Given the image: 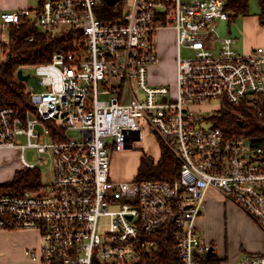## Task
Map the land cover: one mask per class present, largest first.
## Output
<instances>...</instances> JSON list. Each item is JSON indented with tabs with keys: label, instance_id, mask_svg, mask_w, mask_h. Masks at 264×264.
<instances>
[{
	"label": "built area",
	"instance_id": "obj_1",
	"mask_svg": "<svg viewBox=\"0 0 264 264\" xmlns=\"http://www.w3.org/2000/svg\"><path fill=\"white\" fill-rule=\"evenodd\" d=\"M126 1L115 24L98 19L97 0H44L3 16L5 28L26 20L84 39L35 67L42 90L27 85L32 108L23 116L0 108V149L19 150L23 170L53 166L50 185L0 190V231L40 238L24 252L29 264H153L161 251L150 236L168 226L180 264H198L215 251L195 226L212 189L264 232V146L227 136L210 119L225 102L264 104V49L240 53L236 38L218 35V23L235 16L227 0ZM167 27L177 36L176 98L149 83V66L160 63L155 36ZM146 130L181 163L176 182L112 179L109 142L135 149ZM238 264H264V254Z\"/></svg>",
	"mask_w": 264,
	"mask_h": 264
},
{
	"label": "trees",
	"instance_id": "obj_2",
	"mask_svg": "<svg viewBox=\"0 0 264 264\" xmlns=\"http://www.w3.org/2000/svg\"><path fill=\"white\" fill-rule=\"evenodd\" d=\"M44 1V0H43ZM43 3V2H41ZM250 0H227V9L237 16L250 15ZM264 21V0H258ZM124 4L109 6L104 0L97 7L98 19L105 23H116L123 17ZM10 44H4V61L0 63V108L14 109L23 116L31 109L27 85L18 78V71L26 66L36 67L52 61L57 51L66 54L77 51L78 45H83L81 33L60 31L56 33L44 32L28 23L26 20L19 25L10 24L8 27ZM33 37V42L29 39ZM263 116H260V111ZM214 126L220 128L227 136L246 134L252 140L253 147L264 146V104L255 109L236 107L225 102L222 108L210 118ZM160 157L155 160L149 157L141 158L137 175L134 181L176 182L180 177L181 163L166 144H160ZM42 186L41 170L18 171L15 180L9 184H0V190L14 189L17 192L24 190L36 191ZM159 245L161 257L153 264H180L173 227L168 226L157 230L150 236ZM215 250V248L212 246ZM198 264H222L217 254L209 258L207 254L197 257Z\"/></svg>",
	"mask_w": 264,
	"mask_h": 264
},
{
	"label": "rangeland",
	"instance_id": "obj_3",
	"mask_svg": "<svg viewBox=\"0 0 264 264\" xmlns=\"http://www.w3.org/2000/svg\"><path fill=\"white\" fill-rule=\"evenodd\" d=\"M97 2L98 7H100L102 0H97ZM252 2L253 0H251L249 4ZM121 3L124 4V10H126V7L128 6L127 1L122 0ZM224 30L225 25H220L217 31L220 37L223 36L222 34ZM5 33L8 35L9 30H7ZM155 37L157 49L158 47H163L165 54L162 57V62L159 63V65L149 66V83L151 86L157 88L167 87L170 90V96L176 98L178 86L176 67L178 56L176 32L174 29L169 27L162 28V30L159 31ZM173 43L174 46L172 48ZM235 49L238 50V46H235ZM189 56L190 52L183 50V57ZM20 71H22L25 76L31 75V78L26 82V85L33 86L37 91L42 90L41 86H39V79L36 75L35 67L26 66ZM132 83V89L136 94L139 95L138 84L135 81ZM212 104L217 105L218 101H213ZM210 115L213 114L211 112L206 113L204 114V117L209 118ZM139 123L143 126L142 120H140ZM74 135L75 133H71V136ZM112 142V140L109 142V153L111 160L110 174L112 179L115 181L133 180L137 175L136 173L139 168L141 158L143 157H151L155 160H159L158 158L160 157L161 143L155 137V135H153L148 130L145 131L144 139L138 143L135 149L119 152L115 149L114 145H112ZM28 160L34 162L32 155H29ZM23 169L24 166L20 161L19 150L0 149V184H9L14 182L17 172ZM40 170L42 182L47 185L52 184L53 166L51 162L48 165L40 168ZM232 215L233 214L230 213L229 209L224 208V206L220 207L219 205L207 212L204 211V214L198 218V233H201L200 238L202 243H204V241L211 242V244H209L210 246H213L217 251L219 249L218 255L227 256L228 254L230 257H232V255L234 256V254L244 251V249L247 248L246 246L248 241L254 240L255 238V235L244 227L242 219L238 216L234 218ZM246 216L249 217L247 214ZM258 229L263 233L260 227ZM21 244L22 243L20 241H14L10 243L1 241L0 264H29V262L25 260L24 254L19 253L18 249ZM242 257L244 256L240 254L239 258Z\"/></svg>",
	"mask_w": 264,
	"mask_h": 264
},
{
	"label": "crops",
	"instance_id": "obj_4",
	"mask_svg": "<svg viewBox=\"0 0 264 264\" xmlns=\"http://www.w3.org/2000/svg\"><path fill=\"white\" fill-rule=\"evenodd\" d=\"M41 2H43V0H0V63L5 59L3 54L4 42L2 41L8 36L5 33L7 32L8 27H3V16L5 14H8L9 12H17L25 9L36 10L42 4ZM251 4L249 16H237L235 18L233 17L230 22L222 21L217 25V30L220 25H225V30L223 31L222 35L236 38L237 44L235 46H238V50H236L244 54H251L255 48L261 47L264 49V21L260 19V4L258 3V0H253ZM173 46L174 43L172 45V48ZM158 52L161 63L162 57L165 54L164 48L158 47ZM204 203L205 212L219 205L220 207L224 206V208L229 209L230 213L233 214L232 217L236 218L238 216L239 218H241L242 222L244 223V227L249 230V232L255 235L254 240L248 241L246 246L247 248L244 249V251L238 253L239 255L241 254L244 256L242 258H239V255L234 254V252V256L232 255V257H230L228 254L227 256L218 255L219 249L218 251L215 250L218 258L222 261V264H238L246 256L257 257L264 254V232L262 233L258 229L259 227H257L256 223L250 217H247L244 212L239 210L231 202H226L223 199L222 195L214 189H212V191L208 193ZM198 220L195 223L197 230H199ZM1 241H5L7 243L20 241L22 244L20 245L18 250L20 254H24L26 249L39 245L40 238L38 237V233L33 230H18L16 232L1 230L0 243ZM204 243L211 244V242L208 241H204ZM24 257L25 260L28 261L25 254Z\"/></svg>",
	"mask_w": 264,
	"mask_h": 264
},
{
	"label": "water",
	"instance_id": "obj_5",
	"mask_svg": "<svg viewBox=\"0 0 264 264\" xmlns=\"http://www.w3.org/2000/svg\"><path fill=\"white\" fill-rule=\"evenodd\" d=\"M109 6H116V4L120 3L122 0H104ZM18 78L20 81L22 82H27L29 81V79L31 78V75H27L25 76L24 73L22 71H18ZM216 255V252L215 251H210L208 253V257L209 258H213L214 256Z\"/></svg>",
	"mask_w": 264,
	"mask_h": 264
}]
</instances>
